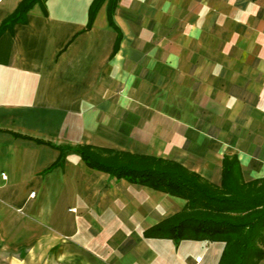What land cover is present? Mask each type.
I'll use <instances>...</instances> for the list:
<instances>
[{
	"label": "crops",
	"instance_id": "crops-1",
	"mask_svg": "<svg viewBox=\"0 0 264 264\" xmlns=\"http://www.w3.org/2000/svg\"><path fill=\"white\" fill-rule=\"evenodd\" d=\"M23 1L0 0V264H220L153 230L186 200L68 150L264 179V0H46L3 28Z\"/></svg>",
	"mask_w": 264,
	"mask_h": 264
},
{
	"label": "trees",
	"instance_id": "trees-1",
	"mask_svg": "<svg viewBox=\"0 0 264 264\" xmlns=\"http://www.w3.org/2000/svg\"><path fill=\"white\" fill-rule=\"evenodd\" d=\"M45 1L24 0L3 28L17 23L35 4ZM102 1L96 0L93 14ZM68 151L79 153L89 167L111 177L186 200L181 213L153 228L160 237L176 245L184 240L224 242L220 264H260L264 259V179L244 182L238 160L225 157L223 184L217 187L175 163L155 160L151 167H145L103 159L90 148Z\"/></svg>",
	"mask_w": 264,
	"mask_h": 264
}]
</instances>
